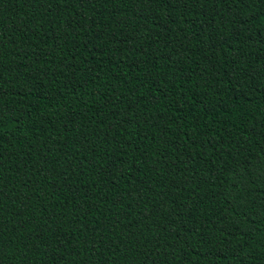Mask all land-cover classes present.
<instances>
[{"label":"trees","instance_id":"trees-1","mask_svg":"<svg viewBox=\"0 0 264 264\" xmlns=\"http://www.w3.org/2000/svg\"><path fill=\"white\" fill-rule=\"evenodd\" d=\"M0 264H264V0H0Z\"/></svg>","mask_w":264,"mask_h":264}]
</instances>
